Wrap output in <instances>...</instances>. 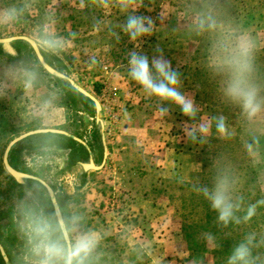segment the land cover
Listing matches in <instances>:
<instances>
[{
  "label": "rangeland",
  "instance_id": "374dc122",
  "mask_svg": "<svg viewBox=\"0 0 264 264\" xmlns=\"http://www.w3.org/2000/svg\"><path fill=\"white\" fill-rule=\"evenodd\" d=\"M204 3H210L215 15L227 25L246 31L255 38L258 45L257 79L264 84V0H143L139 9L140 14L153 17L157 24L156 33L142 40L140 51L151 59L159 47L173 68L182 74V91L194 98L202 109L201 115H224L227 118L231 138L220 139L213 135L207 145L200 146L185 137L184 125L191 121L179 108L173 107L169 116L161 115L157 102L146 98L141 88L127 77V53L135 45L123 33L122 38L116 41L106 31L94 28L93 23L100 13L91 7L89 0H0V9H23L16 21L0 26V38L29 35L36 39L45 26H50L53 35L67 38V47L63 52L54 54L40 47L45 60L61 72V76L50 73L42 65L27 41H13V51L0 45V67L20 62L37 72L32 90L26 92L20 84H13L0 97V235L12 248L16 259L21 242L17 238L14 222L8 232L2 225L13 220V204L23 191L32 185L46 187L31 178L16 179L18 182H14L4 166V153L15 137L49 125L41 123L43 117L33 116L32 113L49 99H53L57 106H65L64 88L73 86L71 79L100 103L113 109L129 96V103L126 104L129 109V133H137L140 128L148 129L146 134L149 136L144 134L142 137L156 140L154 148L148 143L136 141L138 138L129 134L131 157L137 153L155 154V150L159 149L158 138L152 137L153 133L149 130L162 122L157 130L152 131H158L157 136L162 135L159 129L170 123L171 138L167 146H176L182 152L181 147L184 146L186 152L192 151V160L199 163L191 174L193 169H186L172 176L150 170L148 162L137 156L130 160L134 168L129 174L128 190L121 184L124 178L121 180L116 174L114 163L104 170H84L80 165L70 163L69 150L65 148L44 146L40 149L43 146L40 136L20 141L21 145L16 150L21 161L20 171L45 180L55 192L54 201L58 197L77 205L86 214L88 225L100 232V264H189L192 252L185 238L184 226L201 217L195 209L198 200L193 186L209 182L215 170L227 167L228 163L237 165L242 177L248 165H253L264 199V119L254 125L247 123L238 108L224 102L220 95V78H211L205 71L204 61L212 36L194 34L191 20L194 12ZM105 19L115 26L124 17L112 11L106 14ZM92 58H95V64L91 62ZM114 91L121 92L117 103L116 99H111ZM108 96L109 100L105 99ZM81 104L79 101L80 107L83 106ZM89 105L96 108L94 101ZM66 109L68 120L61 129L89 138L96 126L97 110L94 116L81 109H68L67 106ZM133 126L139 129L130 130ZM101 128L106 134L104 122L103 125L101 122ZM254 141L257 142L255 151L249 148ZM246 153L250 159L246 158ZM157 167L152 165L151 169ZM47 193L50 196L48 190ZM256 216L264 226V206L258 208ZM198 250L206 257L205 264H213L210 240L203 241ZM0 264H4L1 257Z\"/></svg>",
  "mask_w": 264,
  "mask_h": 264
},
{
  "label": "clouds",
  "instance_id": "9594fccd",
  "mask_svg": "<svg viewBox=\"0 0 264 264\" xmlns=\"http://www.w3.org/2000/svg\"><path fill=\"white\" fill-rule=\"evenodd\" d=\"M89 3L100 13L93 23L94 28L106 31L116 41L123 33L135 45L127 53V77L141 88L146 98L157 102L161 115L169 116L172 108L177 107L191 121L183 128L189 142L204 146L213 135L220 139L231 138L227 118L224 115H201L202 109L194 98L182 91V74L173 68L159 47L151 59L140 51L142 40L157 31L153 17L140 14L143 0H89ZM22 11L16 7L0 9V26L16 21ZM112 11L124 17L115 26L105 19ZM191 20L194 34L212 36L204 69L209 77L220 78V95L224 102L238 108L249 124L264 119V84L257 79L258 45L255 38L220 20L210 3L200 5ZM36 40L43 50L54 54L67 47V38L53 35L50 26L42 28ZM91 62L95 64V58ZM36 81L37 72L32 67L20 62L6 64L0 67V97L13 84H20L26 92L30 91ZM56 108L53 99H49L32 115L52 120L56 118ZM255 143L249 145L253 151ZM193 189L216 214V224L221 228L249 224L258 208L264 206V199L246 202L226 168H217L209 182L195 184ZM51 199L40 185L29 186L16 198L12 215L21 242L18 264H100V232L88 225L86 214L77 205L62 201L60 211H56ZM206 235L215 242L213 234ZM262 248L264 232L247 231L233 245L225 264H264ZM189 264H205V261L193 258Z\"/></svg>",
  "mask_w": 264,
  "mask_h": 264
},
{
  "label": "trees",
  "instance_id": "16d2710c",
  "mask_svg": "<svg viewBox=\"0 0 264 264\" xmlns=\"http://www.w3.org/2000/svg\"><path fill=\"white\" fill-rule=\"evenodd\" d=\"M17 42H21V40H15ZM1 50V48H0ZM55 78L59 79V77L54 76ZM97 90L98 86H96ZM65 92V100L64 103L67 107L72 109H84L88 113L96 116V108L90 107L89 103L93 102V100L77 89L74 86L64 88ZM82 103L78 105V102ZM96 126L93 130V134H95V138L98 142L101 143L102 146V129H101V122L96 118ZM41 137L42 145L39 148L41 149L44 146H57L59 148H66L69 141H75L73 137L67 136L62 133H55V132H47V133H38L31 135L26 139H31L35 137ZM21 142H18L10 153V163L13 167L20 170V157L19 153L16 151L17 148L21 145ZM38 148V147H37ZM246 158H249V155L246 153ZM250 159V158H249ZM237 161V159L235 160ZM250 161V160H249ZM230 171L234 178V182L236 184L238 193L243 196L246 202H256L259 199H263L262 190L259 187V182L256 180V169L253 165H248V170L245 175L242 177L239 173L237 165L228 163V166L225 167ZM14 182H18L14 179ZM210 181V180H209ZM195 197H197L198 202L195 204V209L199 212L200 218L195 221H190L185 223L184 231H185V238L189 244V249L191 250V258H202L204 261L206 257L199 252L198 247L203 241L210 240L211 246V254L213 255V264H225L226 257L229 254L233 245L241 238V236L250 230H254L257 232H264V226L261 225L257 216H255L252 221L249 222L247 225H230L228 228H221L216 224V214L210 209L208 203L200 196L199 194L195 193ZM51 197V196H49ZM66 201V199H60L57 197V200L54 201L51 199L52 206L56 209V211H60L61 202ZM263 216V215H262ZM13 227V220L9 222V224L2 225V228L7 232L12 229ZM211 233L215 236V242L211 239H208L207 235ZM9 233V236H13ZM8 238V236H7ZM0 242L3 244L7 255L8 261L4 259L0 252V257L4 264H17L18 259H16L12 248L7 244V242L3 239V236L0 235ZM12 242V241H11ZM13 243V242H12ZM264 251V248L261 249Z\"/></svg>",
  "mask_w": 264,
  "mask_h": 264
},
{
  "label": "crops",
  "instance_id": "0c3cea01",
  "mask_svg": "<svg viewBox=\"0 0 264 264\" xmlns=\"http://www.w3.org/2000/svg\"><path fill=\"white\" fill-rule=\"evenodd\" d=\"M113 93H114V95L111 99L112 100L116 99L115 103H117V101H118L117 99L120 98L119 96H120L121 92L114 91ZM109 97L110 96L105 97V99L109 100ZM127 103H129V96H127L123 100V102L118 103V106H116L115 109H113L111 106H106L103 103H100L101 104V112L103 115L102 118H103V122L105 124V131H106V134H104V132H102V141H103V146H105V148L108 149L107 157H106L105 162L103 163L104 166H103L102 170H104V168H107L108 166H111V164L114 163L116 174L119 175V178L121 180L124 178V180L121 181V184L124 185L125 188L129 190V174H132V172H133L132 168H134L133 167L134 163L131 162L130 160L131 159L133 160V158H136L137 156H139V157H137L138 159L143 158L144 161L148 162L147 165L149 166L150 170H154L157 172L161 171L163 174L167 173L168 175H172V176L173 175L176 176L175 174L183 173L186 171V169L187 170L193 169L189 173V174H191L194 170H196L198 168L199 163L196 160L195 161L192 160L193 153L191 150L189 152H186L185 147L182 146L181 148L184 150L182 152V151H179L178 149H176V146H174V147H172V145L167 146V143L169 142L168 139L171 138L170 123H168L167 127L159 129L163 132L162 135L157 136L158 131H152L153 129L157 130L159 125L160 126L162 125V122H158L157 126L151 128L149 130V132L153 133L152 137L156 136L158 138L157 148H159V149L155 150V154H151V155H146V154L144 155L143 154L142 155L140 153H137V155L131 157V151H129V140H130L129 134L132 133V137H134V135H135L136 138H138V139H135L136 141L138 140L139 142L141 141V142H144L146 144L148 143V145L153 146V147L155 146L154 142L156 140L145 139L144 137H142L144 134H146L148 132V129L140 128L141 130H139L137 133H135V132L129 133V109L126 108ZM67 108L69 109V107H67ZM81 110L86 111L84 109H81ZM66 111H67L66 104H65V106L62 105V107L57 106V108H56L57 115H56L55 119L47 120L44 117H43V119H40L41 123L43 122V124L49 123L48 126H43V127L44 128H56V129L62 130L61 127H63L65 125V123H67V120H68ZM29 112H31V111H29ZM108 112L110 114L106 118V116L108 115ZM109 117H110V119H109ZM32 121L33 120L31 117V122ZM99 121L102 122L101 120H99ZM138 125H140V124L138 123ZM131 129L135 130V129H139V128H135L133 126L132 128H130V130ZM32 130H34V129H32ZM70 135H71L70 137H75V135L73 133H70ZM109 135H111L112 137H110ZM146 135L149 136V134H146ZM67 136H69V135H67ZM175 140H177V139H175ZM180 142L182 143V141H180ZM173 144H175V143H173ZM152 165L158 166V167L155 169H151ZM136 168L137 167H135V171H136ZM135 171H134V173H135ZM182 178H185V177H182ZM121 184H120V186H121ZM137 198L140 199V197H137ZM152 203L155 204V202H153V201H152Z\"/></svg>",
  "mask_w": 264,
  "mask_h": 264
},
{
  "label": "water",
  "instance_id": "95a60500",
  "mask_svg": "<svg viewBox=\"0 0 264 264\" xmlns=\"http://www.w3.org/2000/svg\"><path fill=\"white\" fill-rule=\"evenodd\" d=\"M15 40H24V41H27L28 43H30V45L33 47L34 51L36 52L39 60L41 61L42 65L52 74H55V75H63L61 72H59L58 70H56L54 67H52L46 60H45V57L40 49V46L39 44L37 43V40L32 37V36H29V35H14V36H10V37H1L0 38V44H4L5 47L7 49H9L10 51H13L11 49V42L12 41H15ZM71 81V84L75 87V89H77L78 91H80L81 93H83L84 95H86L87 97L91 98L95 104H96V110L98 112V116L97 118L99 120L102 121V125H103V115H102V112H101V104L100 102L89 92L87 91L86 89H84L82 86H80L78 83H76L75 81H73L72 79L70 80ZM47 132H55V133H62V134H65V135H70L69 132L65 131V130H60V129H56V128H39V129H34V130H30V131H27L25 133H22L21 135L15 137L12 141H10V143L8 144L6 150H5V153H4V158H3V162H4V166L6 168V170L17 180H21L22 178H31V179H34V180H37L39 181L41 184H43L46 189L48 190L52 200H55V192L53 190V188L51 187V185H49L45 180L41 179L40 177L38 176H35V175H31V174H28V173H25V172H22L18 169H16L15 167H13L10 163V153H11V150L13 149V147L20 141H22L23 139L31 136V135H34V134H38V133H47ZM104 164H102L101 166H95L93 163H92V167H94V169H101L103 168ZM91 167V166H90ZM0 252L2 254V256L4 257V259L6 261H8V255H7V252L3 246V244L0 242Z\"/></svg>",
  "mask_w": 264,
  "mask_h": 264
},
{
  "label": "flooded vegetation",
  "instance_id": "af4514ba",
  "mask_svg": "<svg viewBox=\"0 0 264 264\" xmlns=\"http://www.w3.org/2000/svg\"><path fill=\"white\" fill-rule=\"evenodd\" d=\"M13 41L11 42L12 45ZM2 47L4 44H0ZM93 132V131H92ZM89 135V138L75 135L74 142L69 141L65 149L69 150V160L72 165H80L84 170H93L92 163L95 166H101L107 157L108 149L102 146L95 138V134ZM101 162V164H99ZM91 166V167H90ZM96 170V169H95Z\"/></svg>",
  "mask_w": 264,
  "mask_h": 264
}]
</instances>
